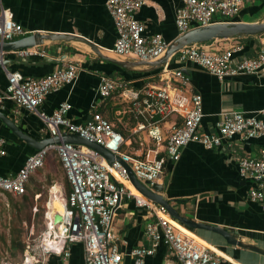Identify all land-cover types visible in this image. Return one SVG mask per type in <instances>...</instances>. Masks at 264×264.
I'll list each match as a JSON object with an SVG mask.
<instances>
[{
  "label": "built area",
  "instance_id": "obj_1",
  "mask_svg": "<svg viewBox=\"0 0 264 264\" xmlns=\"http://www.w3.org/2000/svg\"><path fill=\"white\" fill-rule=\"evenodd\" d=\"M247 0H181L176 11L175 25L178 35L195 28L235 18ZM147 0H106V9L113 20L116 38L113 50L120 57H132L138 61H154L162 57L170 42L159 34L146 36L145 26L138 20V10ZM25 31L6 10H0V40L12 41ZM239 44L216 47L209 42L186 45L177 50L170 61L192 62L222 82L240 74H254L264 66V47L255 56L240 55ZM4 51L0 50V64L4 62ZM29 54L21 50L20 55ZM168 60V62H169ZM168 62L158 74L159 84L148 83L134 90L129 109L136 123L127 136L108 118L93 111L81 123L73 122L69 116L71 105L61 102L51 113L41 109L49 93L72 83L78 65L63 63L51 73L34 78L25 77L19 71H7V85L0 91V107L10 101L14 111L25 110L36 114L47 129L48 137L78 134L90 142L101 145L125 162L136 178L151 190L158 184L167 161L180 159L182 149L195 142L206 149H233L232 139L264 137V106L258 115L241 111L222 113L212 130L202 131L204 116L202 96L196 92L184 93L173 81L186 85L188 78L182 68L170 69ZM125 90L123 81L109 75L100 78L97 93L107 98L117 90ZM175 115L180 122H170ZM144 134L154 151L136 154L135 137ZM5 139L0 136V154ZM158 147L163 148L164 155ZM129 149V151H128ZM54 151L63 168L70 191L63 193L64 213L57 212L61 221L53 225L45 212V228L26 245L20 264H48L47 257L55 255L60 264H69L70 248L80 243L84 251V264H123L129 255L133 264H145L159 244H163L176 264H219L220 256L204 244L181 231L182 224L173 218L167 209L143 195L130 181L127 169L120 161L108 162L99 152L85 145L61 142L48 144L29 154L23 165L12 175H0V193L22 195L31 175L42 168L48 155ZM236 157L239 175L252 181L254 187L249 197L264 201V149L257 156L233 154ZM125 200H133L143 210L144 233L147 245L135 247L123 253L114 235V214ZM183 227V226H182ZM3 264H12L9 261ZM163 264H173L166 262Z\"/></svg>",
  "mask_w": 264,
  "mask_h": 264
},
{
  "label": "crops",
  "instance_id": "obj_2",
  "mask_svg": "<svg viewBox=\"0 0 264 264\" xmlns=\"http://www.w3.org/2000/svg\"><path fill=\"white\" fill-rule=\"evenodd\" d=\"M181 5V0H147L136 15L145 26L144 34H159L164 40L173 41L178 36L175 15ZM1 9L6 10L25 31L24 35L14 40L35 33L70 35V39L44 40L31 47L4 51V62L0 64V91L7 85V71H19L25 77L38 78L51 73L64 62H73L78 65L75 80L49 93L41 106L42 110L51 113L61 102L68 101L71 105L68 116L76 123L84 122L93 111L100 112L111 122L113 117L122 119L129 113L131 123L125 129H130L136 123L129 109L132 93L145 83L159 84V73H153L155 70L145 71L144 66L126 69L100 57L136 61L132 57H120L113 50L116 31L106 9V0H0ZM233 19L230 21L264 22V0H247ZM209 43L220 48L239 44L243 47L240 55L251 57L264 47V32ZM21 50H28L29 54L20 55ZM170 62V69L181 66L188 78L186 85L176 79L173 84L184 93L196 92L202 96V131L212 130L224 112L241 111L260 116L258 111L264 106V66L257 73L240 74L220 82L192 62ZM143 72L149 74L136 75ZM103 75L123 81L125 90L120 89L107 98H100L97 87ZM124 104L127 110L122 106ZM0 111L31 137L41 139L49 136L36 114L23 109L15 112L10 101L4 102ZM180 120L175 115L169 121L179 123ZM0 136L5 139L3 153L0 154V175L15 174L35 149L14 135L1 120ZM231 142L232 150L206 149L195 142L187 144L178 161L166 162L158 184L163 187L161 193L164 198L181 215L194 221L234 229L241 241L264 249V201L250 199L249 192L255 185L239 175L237 160L233 156L235 153L257 156L260 149H264V137L241 139L235 136ZM151 145L144 134H138L133 148L136 154L148 153L152 156L154 151ZM157 149L164 155L162 147ZM143 213L133 200H125L114 214L112 225L116 243L125 254L148 243ZM182 226H178L182 232H193L213 248L221 258L219 264H264V255L229 245L217 233ZM70 252L69 264H84V251L80 243H74ZM169 261L176 264L163 244L158 245L152 256L145 258V264ZM47 262L60 264V259L50 255ZM123 264H133L132 258L126 254Z\"/></svg>",
  "mask_w": 264,
  "mask_h": 264
},
{
  "label": "water",
  "instance_id": "obj_3",
  "mask_svg": "<svg viewBox=\"0 0 264 264\" xmlns=\"http://www.w3.org/2000/svg\"><path fill=\"white\" fill-rule=\"evenodd\" d=\"M264 32V22L260 23H247L241 21H220L203 27L192 28L185 33L178 35L173 41L170 42L167 50L164 55L154 61H121L108 59L106 57L100 56L103 59H107L120 67L131 69L134 67L144 66L145 71H153L162 68L165 66L169 58L180 48L196 44V43H206L217 39H230L236 36H253L261 34ZM70 35L62 34H45V33H35L31 35L24 36L22 38L12 40V41H1L0 40V50L9 51L17 50L21 48L31 47L33 45H38L43 43L44 40H69ZM0 120L3 124L19 139L29 144L35 150H39L45 147L48 144H59L61 142H67L72 144L85 145L89 148L99 152L106 160L110 163L113 159H116L121 162V164L127 169L130 181L132 184L146 197L152 201L164 206L170 215L175 218L178 222L182 223L186 227L191 229H203L212 231L219 234L224 238L227 244L232 246H238L241 248L249 249L264 255V249L250 243H244L239 239L238 233L231 228H223L218 225L206 224L203 222L194 221L184 215H181L177 209H175L168 199H165L161 193L163 187L159 184L153 186L154 190L149 189L141 183L130 167L123 162L118 156H114L111 152L103 148L101 145L90 142L87 139L79 136L78 134H66L61 138L58 136L55 137H45L41 139H35L24 132L11 118L6 116L0 111ZM61 216L57 213L54 215L53 225L61 221Z\"/></svg>",
  "mask_w": 264,
  "mask_h": 264
},
{
  "label": "rangeland",
  "instance_id": "obj_4",
  "mask_svg": "<svg viewBox=\"0 0 264 264\" xmlns=\"http://www.w3.org/2000/svg\"><path fill=\"white\" fill-rule=\"evenodd\" d=\"M122 106H124L126 110L128 109L126 104ZM125 115V118L116 119L113 117L111 120L117 128L123 130V133L128 134L127 129L129 128L125 129V127L131 123V119H129V113ZM118 117L120 116H117V118ZM56 184H60L63 193L67 192V182L63 168L58 156L54 151H52L48 155L44 166L38 169V171H36V173L30 177L26 186V199H23V201H25L24 206L21 205L20 195L11 194L14 203L17 205L15 208L12 206L8 195L5 193H0V239L1 235H5L7 237V244H9L11 228L16 226L19 230L22 228L21 225L25 226V220L27 218L28 212L31 213L32 216L31 226L33 223L32 230L35 235L39 234V232H42L44 230H42V228L44 226L45 219L44 216L42 218L41 214L42 211H44L45 215V212L47 211L46 204L50 198L51 188ZM34 207L38 209V212L35 215L32 212ZM24 233H22L23 238L25 237ZM19 255L20 253H16L14 256H12L11 252L6 248V246L0 243V264H3V262L7 261L8 259L13 261L18 260Z\"/></svg>",
  "mask_w": 264,
  "mask_h": 264
},
{
  "label": "trees",
  "instance_id": "obj_5",
  "mask_svg": "<svg viewBox=\"0 0 264 264\" xmlns=\"http://www.w3.org/2000/svg\"><path fill=\"white\" fill-rule=\"evenodd\" d=\"M232 20H235V19H232ZM172 63V61L170 62ZM162 70V68L160 69H157L155 71H153V73H159L160 71ZM149 72H143V73H136V75H148ZM146 84V83H145ZM145 84L139 86V87H136L137 89L143 87ZM122 131V129H120ZM125 136H127V133H124ZM67 182V180H66ZM27 186V185H26ZM27 189V188H26ZM70 191V188H69V184L67 182V192L68 193ZM26 193V192H25ZM22 194L20 195L21 196V205L24 206L25 205V201H23V199H26V194ZM6 195H8L9 197V200L12 204V206H14L15 208L17 207V205L14 203L13 201V197L11 195V193H7L5 192ZM33 211V214L35 215L37 212H38V209L36 207H34L32 209ZM42 218L44 216V211H42V214H41ZM31 219H32V216H31V213H27V218L25 220L26 222V227L24 225H21V229H17L16 226H13L10 230V239H9V244H7V237L5 235H1V239H0V243L5 245L6 248L11 252V255L14 256L16 253H20L19 255V259L18 260H7L13 264H20L22 261H23V258H24V250L26 248V245L28 243H31L33 241L34 238H36L39 234L35 235V233L33 232L32 228H33V223H32V226H31ZM22 222V221H21ZM22 224V223H21ZM26 228V229H25ZM45 228V223H44V226L42 228V230ZM24 229H25V233H24ZM22 233L25 234V237L23 238L22 237Z\"/></svg>",
  "mask_w": 264,
  "mask_h": 264
},
{
  "label": "bare ground",
  "instance_id": "obj_6",
  "mask_svg": "<svg viewBox=\"0 0 264 264\" xmlns=\"http://www.w3.org/2000/svg\"><path fill=\"white\" fill-rule=\"evenodd\" d=\"M50 194H51L50 200L47 202L48 203L47 204L48 205L47 206V216L49 218H52L54 213H57V212L64 213L65 203H64L62 187L60 186V184H56V185L52 186ZM177 226H179V225H177ZM183 233L194 237L197 241H199L200 243L204 244L205 246H207L211 250H213V248L207 242L202 240L200 237H198L193 232L183 231Z\"/></svg>",
  "mask_w": 264,
  "mask_h": 264
}]
</instances>
